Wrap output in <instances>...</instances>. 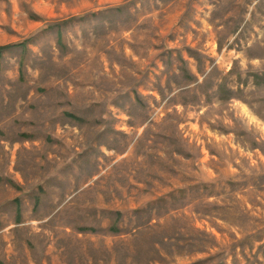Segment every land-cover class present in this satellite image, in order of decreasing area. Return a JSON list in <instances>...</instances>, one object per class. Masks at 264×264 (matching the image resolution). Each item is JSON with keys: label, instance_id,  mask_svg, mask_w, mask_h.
I'll return each instance as SVG.
<instances>
[{"label": "rangeland", "instance_id": "rangeland-1", "mask_svg": "<svg viewBox=\"0 0 264 264\" xmlns=\"http://www.w3.org/2000/svg\"><path fill=\"white\" fill-rule=\"evenodd\" d=\"M0 264H264V0H0Z\"/></svg>", "mask_w": 264, "mask_h": 264}]
</instances>
